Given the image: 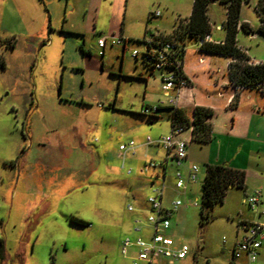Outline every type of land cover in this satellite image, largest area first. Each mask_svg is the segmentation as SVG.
I'll return each instance as SVG.
<instances>
[{
    "label": "rangeland",
    "instance_id": "rangeland-1",
    "mask_svg": "<svg viewBox=\"0 0 264 264\" xmlns=\"http://www.w3.org/2000/svg\"><path fill=\"white\" fill-rule=\"evenodd\" d=\"M49 1L45 21L38 14L29 23L15 14L0 17V56L6 63L0 67V264H130L121 243L148 242L144 234L150 231L133 232L135 213L127 206L145 205L162 188L165 209L182 203L171 213L167 235L189 251L174 264H230L239 226L258 220L243 200L260 191L264 204V178L259 180L255 162L243 169L245 188L229 189L222 203L201 216L202 173L183 194L175 189L174 163L163 182L155 169L144 170L158 163L157 155L142 159L129 153L137 139L169 135L162 133L170 126L167 98L158 74L142 63L143 39L146 29L171 32L172 8L189 1L70 0L74 12L66 17L59 7L65 0ZM241 2L239 20L248 22L254 36L239 28L237 44L263 62L258 0ZM208 7L215 28L225 19L224 6ZM155 11L161 16L152 18ZM73 26L85 33H74ZM98 39L106 40L105 48L97 47ZM121 39L126 45L117 44ZM190 44L195 41L188 39ZM133 51L140 53L136 60ZM214 66L221 68L219 82L227 81L225 64ZM241 96L244 110L252 105L264 113L260 90ZM145 108H160L150 115L158 119L142 115ZM130 144L133 149L126 150ZM157 151L165 158L161 147ZM257 157L262 158L251 160ZM135 255L131 248L127 257ZM162 259L155 257L153 264H166Z\"/></svg>",
    "mask_w": 264,
    "mask_h": 264
},
{
    "label": "crops",
    "instance_id": "crops-1",
    "mask_svg": "<svg viewBox=\"0 0 264 264\" xmlns=\"http://www.w3.org/2000/svg\"><path fill=\"white\" fill-rule=\"evenodd\" d=\"M188 1L189 2L184 7L172 8V14L175 17L174 24L177 18H188L190 16L193 0ZM50 4L51 1L49 0H0V17H8L15 14L17 15V18L22 20L24 23H29L30 21H32V19L35 18L36 14H38L41 18V21H45L46 15L43 12H48L47 9H49ZM62 6L64 16H72L74 11L72 7L71 10L69 9L70 0L61 2L59 7ZM223 8L225 19L220 20V23H217L215 25V28L210 25L211 30L209 35V43L221 44L225 40L226 33L223 25L226 21V9L225 7ZM207 16L208 19H211V16L209 14V7H207ZM49 18L52 20V16H50ZM148 21L150 22V20H147V23ZM239 22L240 25L247 24L249 27V24L246 20H239ZM43 26L40 27V31L42 33L44 32ZM71 30H73L74 33L77 34L85 33V31L82 28L80 29L79 27L76 29L73 26ZM155 30L161 33H168L157 28H155ZM251 36L253 37L254 33H252ZM237 47L245 53L250 61L256 63H264V61L262 62L260 60H257L255 56L249 55L239 44H237ZM216 62H223L225 64L228 75L227 81L219 82V80L217 79L216 73H219L221 68L218 67L215 70L214 64ZM229 63L230 60L223 56L200 51V47H198L196 41L195 45L190 44L188 46H186L185 42L182 72L189 84L188 87L182 89L179 93L171 91L169 93V96L172 98H176V104L174 105V107L182 110L189 119L192 118L193 111L197 107L210 109L212 110L213 115L208 119V124L211 130V140L209 143L200 145L191 142V132L189 130L185 131L182 134V138L187 141V158L179 169L184 180L187 176V167L190 164L196 165L195 163H197L198 165L203 166L204 169H198V172L202 173L203 177H205V168L207 165H223L243 171L244 167H247L250 161L255 162L259 180H263L264 178V113L261 114L260 108L257 107L254 109V106L252 105H250V107L246 110L242 108L243 101H241V94L252 89L235 90L233 88L228 72ZM261 92L264 93V91ZM236 93L238 97L237 100L234 101V95ZM246 98L250 99L249 95H247ZM154 117L155 118L153 119H158L156 116ZM170 131L171 126H169L167 129H164L162 133L165 135L168 132L170 133ZM146 138H142L141 140L137 139V146H135V149L131 152L129 150V153L136 156L139 155L142 159L152 157L154 158V156L152 155H157L155 156V159H157L158 163L162 164V167L155 169V175L157 179L162 178L164 182L168 164L169 162H172V164L174 162L171 158L167 159V155H165V158H162L163 154L158 155L157 146H146ZM257 154L258 156L261 155L262 158L257 157L251 160V156ZM242 162L244 163L243 166L241 164ZM190 184V182H187L185 190L178 191H181V193L185 194V192L187 191V186ZM255 192H259L261 195L260 191ZM133 209V212H129L135 213L133 220H135L136 218L143 219V216L145 217L147 214L148 204L145 203V205H140L138 208L133 207ZM253 214L257 218V215L255 213ZM170 217L171 215L169 216V218ZM144 231L145 230H143V232ZM143 232H141V234H144ZM144 235H147V238H149L150 233ZM234 243L232 244L233 246ZM173 247L177 249V245L175 244V242ZM135 256L126 257L130 261V264H132V260L135 258ZM186 258L180 260V262H183L184 260H186ZM162 260L165 261L166 264H169V262L165 258H163ZM259 263L264 264V242L260 249Z\"/></svg>",
    "mask_w": 264,
    "mask_h": 264
},
{
    "label": "built area",
    "instance_id": "built-area-1",
    "mask_svg": "<svg viewBox=\"0 0 264 264\" xmlns=\"http://www.w3.org/2000/svg\"><path fill=\"white\" fill-rule=\"evenodd\" d=\"M152 17L160 16L159 11L151 14ZM145 46L142 54V62L144 61L153 72L157 73L161 82V90L167 98L169 107H174L176 98L169 96L171 91L179 93L182 89L188 87V81L182 72L183 60L179 57L178 52L173 48L171 42L164 41V35L159 31L149 30L144 38ZM210 42V36L205 35L203 39L197 42L198 47L204 43ZM118 43L125 44V40L121 39ZM97 46L100 49L105 48L106 40L99 39ZM102 54V53H100ZM133 58L138 59L140 53L133 51ZM248 65L254 66L259 63L248 61ZM258 90L264 91V85L258 86ZM155 108H145L142 114L150 116L154 113ZM191 132V129H187ZM180 127H173L167 136L160 137L158 140H146V146L161 147L167 155V159L171 158L175 164V189L185 190L186 183H194L197 181L198 167L190 164L187 167V176L184 180L179 169L187 158V141L182 138V134L187 131ZM133 149L130 144L127 147ZM162 164L149 162L145 165L144 170L161 168ZM163 189V188H162ZM156 195L147 199L148 213L144 219L136 218L134 220L133 232L140 235L143 230H149L150 236L146 242L142 238L132 241L126 238L121 243V254L127 257L131 248L136 249V256L132 260V264H152L155 257L165 258L169 264L180 261L188 255V247L182 245L175 249L173 239L167 235L170 229L169 216L179 206L180 201L172 204L170 210L164 209L162 206V190H155ZM243 203L257 215L256 221L243 222L237 233V238L231 251V264H260V249L264 242V204L261 202L259 192L247 196ZM196 204V203H195ZM128 212H133L131 205L127 206Z\"/></svg>",
    "mask_w": 264,
    "mask_h": 264
},
{
    "label": "trees",
    "instance_id": "trees-1",
    "mask_svg": "<svg viewBox=\"0 0 264 264\" xmlns=\"http://www.w3.org/2000/svg\"><path fill=\"white\" fill-rule=\"evenodd\" d=\"M210 2H219L226 9V21L223 25L226 33L225 40L221 44L204 43L200 47V51L223 56L230 60L228 72L230 81L235 90L258 89V86L264 85V63H259L254 66L248 65L247 62L249 59L245 53L237 47L236 37L239 28L246 33L252 34L247 24H239L241 0H193L190 16L188 18H177L173 30L167 34L162 33L164 35V41L171 42L173 48L183 60L185 42L188 39L198 42L203 39L205 35H210L211 26L207 16V7ZM255 8L260 20L258 32L264 34V0H258ZM147 24H149V21ZM147 33H149L148 29L145 31V34ZM143 43L145 46L144 39ZM82 54H85L83 49ZM142 63L150 73H154L144 61ZM0 67L3 69L6 67V63L2 56H0ZM237 97L238 95L236 93L234 95V101L237 100ZM159 110L161 109L155 108L152 115ZM165 110L168 111L171 129L173 127H180L183 130L191 129V142L200 145L210 142L211 130L208 119L213 115L212 110L197 107L194 109L191 119L178 108L166 107ZM147 117L150 119L155 118L154 116ZM244 186L245 173L243 171L223 165H207L205 168V177L200 186L201 216H203L205 210L209 207L222 203L229 189H244ZM75 223L82 226L85 225V223L80 221H75ZM2 250L3 245L0 241V253Z\"/></svg>",
    "mask_w": 264,
    "mask_h": 264
}]
</instances>
